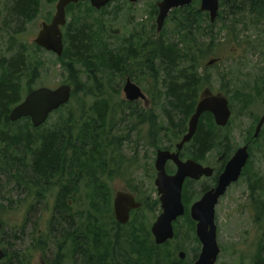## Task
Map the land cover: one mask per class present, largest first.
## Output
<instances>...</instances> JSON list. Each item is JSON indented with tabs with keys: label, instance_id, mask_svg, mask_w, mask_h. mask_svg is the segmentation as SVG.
Segmentation results:
<instances>
[{
	"label": "trees",
	"instance_id": "16d2710c",
	"mask_svg": "<svg viewBox=\"0 0 264 264\" xmlns=\"http://www.w3.org/2000/svg\"><path fill=\"white\" fill-rule=\"evenodd\" d=\"M57 1L48 0V3ZM221 2L222 9L214 24L211 23L209 14L200 10V0H193L192 5L172 12L173 32L176 35L174 41L161 39L150 50L148 43H143L138 36L132 35L128 38L125 49L118 52L103 50L98 44L100 39L95 36L94 26L90 24L87 27L83 23L80 26V17L72 13L89 3L71 5L68 13L73 15V20L65 29V50L59 59L67 71L70 70L69 65L72 67L69 72L73 77L69 80L74 87L72 99L82 93L84 97L95 101L86 106L83 100L77 107L71 102L54 113L53 116H57V119L52 126L46 127L51 117L44 126L35 128L29 118L11 122L10 114L34 90L36 78L32 77L29 53L19 41V36L38 17L41 0H11L0 27V42L6 34L10 43L4 50L0 46V146L5 151L16 150L22 167L10 165L16 168L17 177L31 186L33 194L45 199L46 195L56 191V204L48 210L49 231L40 234V247L36 248L47 255L48 264L181 263L175 258L169 259L168 253L164 254L163 250L169 243L158 246L154 240L149 243L142 235L140 239L139 230L134 231L131 223L120 225L111 216L109 208L112 196L111 193L107 194L104 181H110L117 173H123L119 166L116 169L111 167L119 164L116 155L126 144V136L118 134L121 122L117 117L124 120V106L129 107L131 103L119 107L110 106L99 93L98 72L106 74L107 69L112 73L128 72V61H132V70L136 67L137 60L141 65L138 56H143L148 64V72L151 71V96L154 105L165 108L163 114L167 131L171 127L174 132L183 133L186 123L195 113L203 85L211 86L209 76L204 71L209 70L206 66L209 58L216 56L223 45L219 41L220 33L216 30L218 24H221L220 30L226 32L227 44L234 47L241 45L242 31L264 25V0ZM89 10L96 11L91 6ZM10 29H14V32L10 33ZM250 43L249 41L247 45ZM97 45L101 47L100 50L96 49ZM260 47L264 50V40ZM233 58L236 59L237 56ZM93 61L102 66L95 68ZM80 64L89 69L87 79L95 87L92 85L89 88L82 79L76 68ZM139 65L138 69H141ZM71 72L77 73L75 77ZM93 73L95 75L92 76ZM234 82L235 80L232 84ZM259 86L261 88L256 89L257 93L264 91V79ZM141 113L144 112L134 111V116L139 118L141 124L150 122L153 127L159 123L158 118L151 115L147 119ZM145 114L147 115L146 112ZM203 121L211 124L213 116L205 114L201 119ZM16 128L18 131L15 132ZM214 137V133L204 130V123H200L192 146L188 148L195 159L205 156L213 148ZM40 188H43L42 195L39 193ZM80 188L83 194H80ZM81 200H85L87 206L78 209L75 203ZM187 222L192 228L195 227L189 216ZM2 236L3 241H8V246L4 243L6 258L0 264H26L23 251L12 247L15 236L11 238L5 230ZM50 239L57 243L56 251L51 254L44 246ZM259 255L256 264H264V249Z\"/></svg>",
	"mask_w": 264,
	"mask_h": 264
},
{
	"label": "rangeland",
	"instance_id": "374dc122",
	"mask_svg": "<svg viewBox=\"0 0 264 264\" xmlns=\"http://www.w3.org/2000/svg\"><path fill=\"white\" fill-rule=\"evenodd\" d=\"M160 2L162 0H140L136 4L117 1L101 12L90 11V5L87 4L72 13L74 12L80 17V26L82 23L87 27L90 24L94 26L95 36L100 39L98 44L107 52L123 51L125 45L128 44V38L132 35L138 36L141 42L148 43V48L151 50L161 39L174 41V36H176L173 32L172 14L166 20L163 30L157 31L158 4ZM10 5L11 0H0V27ZM55 13L56 3L51 4L46 0H41L38 17L30 22L19 36V41L26 46L29 53L32 77L36 78L33 89L40 87L56 89L62 85H70L74 89L73 85L69 83L70 78H73L69 74L71 65L68 66L70 70L67 71L57 55L41 50L35 44L42 24L51 21ZM72 16L71 13H68L69 22L73 20ZM220 28L221 24H218L216 30L220 33L219 41L223 45L220 47L219 53L212 56V59L219 61L215 67L207 65L212 59L209 58L207 61L206 66L209 67V70L204 73L206 72L207 77L209 76L211 86L210 84L203 85L201 94L204 91L206 94H221L227 97L232 111V119L229 125L222 129H219L215 121L211 124H207L206 121L200 122L204 123V130L214 133L215 136L213 149L207 154L203 164H214L224 152L227 153V157L232 156L238 148L246 145H250V159L244 175L238 183L229 189L216 208L218 244L221 249L216 264H256L260 257L259 254L264 249V126L258 138H255L257 126L264 116V91L259 93L256 91L258 87L261 88L259 83L264 79V50L260 47L264 40V25L259 28H251L249 31H242L241 45L236 47L227 44L226 32L221 31ZM111 30H119V33L114 34ZM13 32L14 29H10V33ZM249 41L251 43L248 46ZM0 46L3 50L4 47L10 46L9 36L4 34ZM100 46L97 45L96 49L100 50ZM234 56L237 58L234 59ZM138 58L141 65L137 60L136 67L131 70L132 61L130 59L128 72L112 73L109 69L106 74L102 71L98 72L99 93L110 106L119 107L122 104L131 103L129 107L124 106L126 109L124 120H121L120 116L117 117L121 122L118 134L121 137L126 136V144L116 155L119 164L116 163L114 168L111 167L116 169L119 166V170H122L123 173H117L110 181L105 180L104 183L107 185V194L111 193L112 196L109 209H111L110 213L113 219L115 217L113 203L118 191H126L125 187L130 186L129 188L138 190L140 198L145 196V192L148 197H151L149 199L150 209L141 210L139 214L135 212L130 222L134 231L139 230L140 239L142 235L151 243L154 240L151 232L152 225L161 214L158 190L154 184L157 175L154 168L157 151L174 148L180 143L188 132L189 121L186 123L185 131L181 134L179 131L174 132L171 127L167 131L166 118L163 114L165 108L161 105L155 106L151 96V71L148 72V64L143 56H138ZM93 64L96 65L95 68L102 66L96 61H93ZM138 65L141 69H138ZM76 68L88 87L91 88L92 85L95 87L93 82L87 79L90 74L89 69L82 64ZM71 73L74 77L77 74ZM127 78H131L142 89L147 97L145 101L142 99L135 102L127 101L124 92ZM233 80L235 82L232 84ZM24 84L26 85L27 81ZM83 100L86 102V106H90L95 101L79 93L71 102L77 107ZM76 109L78 110V108ZM134 111L144 112L141 114L147 119L152 115L154 118H158L159 123L153 127L150 122L141 124L139 118L134 116ZM56 119L57 116H53L46 127L52 126ZM16 131H18L17 128ZM16 139L17 137L14 140ZM192 154L193 152L188 150L184 152L185 156ZM18 158L16 150L9 152L0 146V221L11 238L15 236L12 247L23 251L25 263L41 264L46 261L47 255L39 252L36 248L40 247V243H38L40 234L49 231L47 225L50 212L48 213V210L56 204L57 195L55 191L42 199L33 194L31 186H27L25 180L18 178L16 168L10 165L15 166L16 164L21 168L22 165ZM132 163L133 165H130ZM205 185H208V182ZM42 190L43 188L39 189L41 195ZM80 190L82 192L80 194H83L82 188ZM199 190V187H192L190 191L186 190L184 202L188 208L199 200L201 194ZM188 196L190 199L193 196V199L187 201ZM71 204L73 206V203ZM75 205L78 209L83 208L84 205L87 206L85 200L78 201ZM188 216L189 214H186L177 222L178 236H175V239L169 242L166 249L163 250L164 254L168 253L169 259L175 258L181 262L180 264H193L202 250L201 243L195 239L196 224L192 228L187 222ZM56 245L57 243L50 239V242L47 240L44 246L46 251L51 254L56 251ZM180 252L187 254L183 261L178 258Z\"/></svg>",
	"mask_w": 264,
	"mask_h": 264
},
{
	"label": "water",
	"instance_id": "95a60500",
	"mask_svg": "<svg viewBox=\"0 0 264 264\" xmlns=\"http://www.w3.org/2000/svg\"><path fill=\"white\" fill-rule=\"evenodd\" d=\"M87 0H59L56 14L51 23H44L35 43L42 49L52 52L61 57L64 52V34L62 28L67 24V8L71 4L85 2ZM92 6L101 10L109 3L117 0H89ZM137 3L140 0H129ZM193 0H162L158 4L159 14L157 18L158 32H161L165 21L174 9L190 6ZM201 11L210 15L211 22L214 23L220 11V0H201ZM116 34L119 30H116ZM215 61L209 63L213 65ZM127 101L135 102L146 100V95L142 89L127 79L124 87ZM72 97V87L62 85L57 89L40 88L30 92L25 100L16 106L10 114V120L17 122L24 118H30L35 128L42 127L49 119L50 115L61 107L68 104ZM205 113H211L215 122L220 127H226L231 119L232 111L229 101L221 95L203 94L201 101L196 107L194 115L189 121L188 133L177 145L178 151L159 150L156 160L158 177L156 185L162 204V214L152 227V233L158 246H162L175 237L174 222L183 217L186 213L183 204V188L187 178L200 179L203 175L211 177L213 170L205 168L194 161L183 162L180 159V152L185 144L189 143L196 135L201 117ZM264 126V116L261 118L255 133L258 138ZM250 158L249 146H243L237 150L232 159L228 162L224 173L220 176L218 186L207 192L190 210L191 218L197 222L196 236L199 239L202 250L198 259L193 264H216L221 249L218 244V227L216 224V206L220 198L225 195L228 187L237 183L243 169ZM168 161H173L177 166V172L169 175L166 170ZM115 214L117 220L126 224L130 219V212L139 208L132 196L118 194L115 199ZM2 224L0 223V231ZM5 253L0 249V260L4 259ZM184 260L186 254H179Z\"/></svg>",
	"mask_w": 264,
	"mask_h": 264
},
{
	"label": "flooded vegetation",
	"instance_id": "af4514ba",
	"mask_svg": "<svg viewBox=\"0 0 264 264\" xmlns=\"http://www.w3.org/2000/svg\"><path fill=\"white\" fill-rule=\"evenodd\" d=\"M47 2H48V0H46ZM124 1H128V0H124ZM58 2H59V0L57 1V2H55L56 3V8H57V4H58ZM89 1H85V2H79V3H77V4H72V5H79V4H84V3H88ZM129 3H131V4H136V3H132V2H130V1H128ZM55 3H53V4H55ZM115 3V2H114ZM112 4V3H111ZM111 4H109V5H111ZM90 5V4H89ZM71 6V5H70ZM70 6L67 8V19H68V12H69V8H70ZM91 6V5H90ZM57 10V9H56ZM56 14V13H55ZM55 16V15H54ZM53 16V17H54ZM53 17H52V19H53ZM52 19H51V21H52ZM51 21H49V22H44V23H50ZM43 23V24H44ZM68 23H69V21L67 22V24H66V26L65 27H63L62 28V30L64 29V31H65V29H66V27L68 26ZM43 24H42V26H43ZM113 31L114 30H111V32L113 33ZM203 94H205V92L203 91L202 92V94H201V96H200V99L203 97ZM211 95V94H210ZM212 95H214V94H212ZM198 130H199V128H198ZM196 137V136H195ZM195 137L191 140V142L190 143H188V144H185L184 145V147L182 148V150H181V152H180V159L183 161V162H188V161H194L195 163H197V164H200L201 166H203V167H205V168H210V169H212L213 170V175L211 176V177H208V176H205V175H203L200 179H193V178H187L186 179V181H185V184H184V191H183V196L185 195V193H186V190L187 191H190V189H192V187H199L200 188V190H199V193H201L200 194V197H199V200L207 193V192H209V191H211V190H213V189H215L217 186H218V184H219V179H220V176L224 173V171H225V169H226V167H227V164H228V162L232 159V157L234 156V154L232 155V156H228L227 157V153L226 152H224L217 160H216V162L214 163V164H210V165H205V164H203V160L206 158V156H207V154L208 153H210L211 151H212V149L205 155V156H201V157H199V159H195V156L192 154V155H190V156H185L184 155V152L185 151H191V149H188V146H192V143H193V141H194V139H195ZM249 146V149H250V145H248ZM239 149V148H238ZM237 149V150H238ZM166 150H170L172 153H176L177 151H178V149H177V145L174 147V148H170V149H168V148H166ZM236 150V151H237ZM225 151H226V149H225ZM235 151V152H236ZM157 159V158H156ZM247 166V165H246ZM154 168H155V172H156V179H157V177H158V172H157V169H156V161L154 162ZM166 170H167V173L169 174V175H174L176 172H177V166L175 165V163L173 162V161H168L167 162V164H166ZM245 171H246V167L243 169V171H242V173H241V177L244 175V173H245ZM241 177H240V179H241ZM239 179V180H240ZM207 180V181H206ZM208 182V185H205V183H207ZM154 184H155V186H156V181L154 182ZM234 184H236V183H234ZM234 184H232L230 187H228V189H227V191H226V193H225V195L223 196V197H221V199L222 198H224L225 196H226V194L229 192V189L234 185ZM130 187V186H129ZM129 187H125L126 188V191H118V193L115 195V198H114V201H115V199H116V197H117V195L118 194H126V195H130V196H132L133 197V199L135 200V203L136 204H140L141 206L139 207V208H137V209H135V210H132L131 212H130V219H129V221L126 223V224H122V223H120L118 220H117V218H116V214H115V219H116V222L118 223V224H120V225H129L130 224V222H131V217L133 216V214L135 213V212H137L138 214L141 212V210H149L150 209V203H149V199H151V197H148L147 196V194H146V192H145V196H141L142 198H140V196L138 195V190H135V189H131V188H129ZM131 190V191H130ZM141 193V192H140ZM135 194H137V195H135ZM189 197V196H188ZM191 199H193V196L191 197ZM191 199H190V197L189 198H187V201H191ZM220 199V200H221ZM183 201H184V198H183ZM197 202V201H196ZM196 202H194V203H196ZM194 203L191 205V206H193L194 205ZM219 203H220V201H219ZM219 203H218V205H219ZM184 205H185V207H186V209L188 208L187 207V204L184 202ZM217 205V206H218ZM191 206H190V208H191ZM217 208V207H216ZM8 241L7 240H5V241H3V236H2V232H1V234H0V248L2 249V248H4V247H6V246H8V243H7ZM4 243H6V246L4 245ZM41 264H48L47 263V261H43Z\"/></svg>",
	"mask_w": 264,
	"mask_h": 264
}]
</instances>
